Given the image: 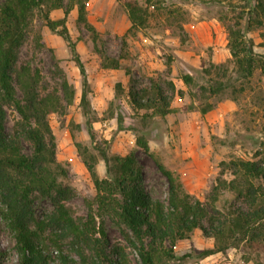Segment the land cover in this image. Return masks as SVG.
Here are the masks:
<instances>
[{
	"label": "trees",
	"instance_id": "obj_1",
	"mask_svg": "<svg viewBox=\"0 0 264 264\" xmlns=\"http://www.w3.org/2000/svg\"><path fill=\"white\" fill-rule=\"evenodd\" d=\"M87 1L0 2V235L3 231L12 235L18 255L15 264H186L192 253L179 255L176 245L190 239L197 229L214 240L213 247L199 253L201 257L226 253L230 248L264 253V151H257L252 160L221 161L220 175L205 203L189 193L180 177L151 150L146 135L138 134L136 146L153 158L168 181L167 199L160 200L145 187L144 167L135 149L123 155L100 149L107 172L100 177L97 156L73 135L96 192L87 202V214L76 212L71 204L76 189L65 181L70 163L58 159L57 138L50 122L52 114L68 113L76 88L58 64L52 72L54 85L45 86L41 70L31 60L21 59L20 50L35 31L34 19L39 17L67 43L82 76L80 105L85 115L90 114L87 69L68 27L69 14L77 6V27L83 25L97 38L98 30L87 18ZM117 1L125 7L131 26L122 36L119 57H111L98 47L94 49L103 69H121L122 59L128 55L127 38L149 25V5L153 0H145L144 6L139 0ZM210 3L222 7L217 18L227 29L234 70L248 84L257 69L264 74V55L255 50V41L249 36L264 26V0H209ZM59 8L64 9L65 15L52 18L51 12ZM35 32V47L41 49L46 46L44 36L39 30ZM126 73L131 75L130 69ZM183 80L187 84L193 82L189 74ZM232 80L211 79L200 88L204 99L228 87L236 91ZM244 87L238 89L243 91ZM169 89L175 91L174 83L169 82ZM124 90L122 83L117 82L116 97ZM127 98L133 108L148 110L152 116L165 117L174 111L172 95L158 78L153 77L144 87H138L131 78ZM213 107V103H206L201 112L207 113ZM9 110L18 115L10 128ZM227 169L231 170V181L223 178ZM225 188H231L236 196L220 209L217 203ZM42 201H48L50 206H39ZM108 224L119 231L120 239L111 238Z\"/></svg>",
	"mask_w": 264,
	"mask_h": 264
},
{
	"label": "rangeland",
	"instance_id": "obj_2",
	"mask_svg": "<svg viewBox=\"0 0 264 264\" xmlns=\"http://www.w3.org/2000/svg\"><path fill=\"white\" fill-rule=\"evenodd\" d=\"M139 1L146 5L145 0ZM119 4L125 10L123 4ZM176 9L174 15L170 13ZM221 9L209 4V0H153L149 5V25L127 38L125 50L128 55L122 59L123 67L118 70L103 69L101 58L94 49L98 47L111 57H119L123 35L113 34L105 27L98 30L95 38V34L83 25L77 27L74 19L69 20L73 35L83 41L78 50L89 80L91 113L88 115L83 113L80 105L82 76L67 43L52 33L39 17L34 19V30L41 31L46 46L35 47L36 32L33 31L21 47L20 58L31 60L41 70L45 86L54 85L52 72L58 64L76 88V98L68 113L63 116L52 114L50 122L57 138L58 159L70 163L65 181L76 189L71 204L79 215L87 214V202L96 192L77 152L73 135L97 156L96 169L100 177H105L107 172L99 150L117 153L118 147L132 141V149L136 150L144 167L145 187L153 198L160 200L167 199L168 181L153 158L136 146L138 134L146 135L151 150L180 177L189 193L205 203L209 202L210 190L220 175L221 161L233 158L252 160L257 151H264V74L257 69L248 84L236 74L226 26L217 18ZM249 36L255 41V50L264 55V26L251 31ZM213 65L223 67L217 69ZM127 69L131 75H127ZM186 74L192 76L191 84L184 82ZM153 77L160 79L172 95L174 111L165 117L133 108L127 98L131 78L138 87H144ZM228 78L233 79L236 91L228 87L224 92L204 99L201 86H207L211 79L227 81ZM117 82H121L125 89L118 97ZM169 82L174 83V92L169 89ZM242 85L245 86L243 91L238 89ZM206 103H213L214 107L202 113ZM8 112L10 128L18 115L13 110ZM223 178L227 181L233 179L230 169ZM235 196V191L225 188L220 194L218 207H225ZM39 206L49 207L50 203L42 201ZM108 227L114 241L121 238L113 225L108 224ZM210 245H214V240L197 229L190 239L177 242L176 251L179 255L192 253L186 264L264 263V253L259 255L257 251L244 248H230L226 253L201 257L199 253ZM17 260L13 237L3 231L0 235V264H15Z\"/></svg>",
	"mask_w": 264,
	"mask_h": 264
},
{
	"label": "crops",
	"instance_id": "obj_3",
	"mask_svg": "<svg viewBox=\"0 0 264 264\" xmlns=\"http://www.w3.org/2000/svg\"><path fill=\"white\" fill-rule=\"evenodd\" d=\"M87 11L88 21L97 30H101L106 27L111 30L113 34L123 35L131 26L127 11L121 8V5L117 0H88ZM64 15L65 13L63 8L54 9L51 12V17L54 19L62 18ZM77 16L78 7L75 6L69 14L68 23L71 19L76 20ZM70 32L72 34V37L77 42V48L80 49V44L81 42H83L82 38L75 37L71 29ZM130 142L127 144L125 143L123 147H118L116 149V152L122 155L126 154L130 149L134 147L133 142ZM211 247H213V245H210V248Z\"/></svg>",
	"mask_w": 264,
	"mask_h": 264
}]
</instances>
